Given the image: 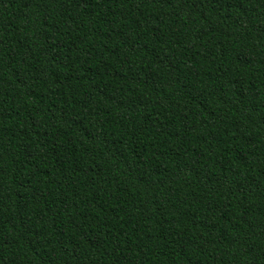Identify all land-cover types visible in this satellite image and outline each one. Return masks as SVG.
<instances>
[{
    "label": "trees",
    "instance_id": "obj_1",
    "mask_svg": "<svg viewBox=\"0 0 264 264\" xmlns=\"http://www.w3.org/2000/svg\"><path fill=\"white\" fill-rule=\"evenodd\" d=\"M0 264H264V0H0Z\"/></svg>",
    "mask_w": 264,
    "mask_h": 264
}]
</instances>
